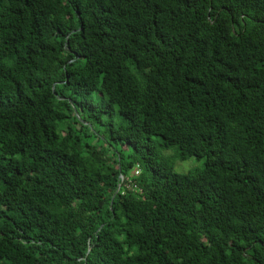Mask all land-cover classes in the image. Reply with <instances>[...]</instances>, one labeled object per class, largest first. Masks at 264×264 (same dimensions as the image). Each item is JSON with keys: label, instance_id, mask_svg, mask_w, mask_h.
Wrapping results in <instances>:
<instances>
[{"label": "trees", "instance_id": "1", "mask_svg": "<svg viewBox=\"0 0 264 264\" xmlns=\"http://www.w3.org/2000/svg\"><path fill=\"white\" fill-rule=\"evenodd\" d=\"M0 264H264V0H0Z\"/></svg>", "mask_w": 264, "mask_h": 264}, {"label": "rangeland", "instance_id": "2", "mask_svg": "<svg viewBox=\"0 0 264 264\" xmlns=\"http://www.w3.org/2000/svg\"><path fill=\"white\" fill-rule=\"evenodd\" d=\"M164 154L173 155L174 152H173V150H169V151L166 150V151H164ZM203 165H204V161L203 160L202 161H198L195 158H189L187 160H176L175 161V169L178 172H188V171L196 169V168H202ZM131 173H133V171L130 172V174Z\"/></svg>", "mask_w": 264, "mask_h": 264}, {"label": "built area", "instance_id": "3", "mask_svg": "<svg viewBox=\"0 0 264 264\" xmlns=\"http://www.w3.org/2000/svg\"><path fill=\"white\" fill-rule=\"evenodd\" d=\"M137 169V170H136ZM140 174V168L136 167L133 170V173H131L128 176H123L120 174L119 179H120V184H119V190H132V189H137L139 192H141V188H138L136 185L133 184L132 176H138ZM123 187V188H122Z\"/></svg>", "mask_w": 264, "mask_h": 264}, {"label": "water", "instance_id": "4", "mask_svg": "<svg viewBox=\"0 0 264 264\" xmlns=\"http://www.w3.org/2000/svg\"><path fill=\"white\" fill-rule=\"evenodd\" d=\"M67 50H70L69 48H67ZM78 117H79V115H78ZM80 118V117H79ZM118 192V189H117V191L115 192V194H114V196L116 195V193Z\"/></svg>", "mask_w": 264, "mask_h": 264}]
</instances>
